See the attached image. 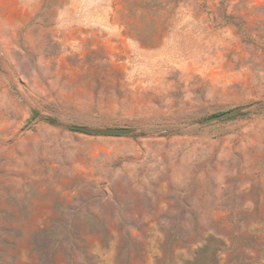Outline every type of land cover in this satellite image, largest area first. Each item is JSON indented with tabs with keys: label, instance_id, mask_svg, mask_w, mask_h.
I'll list each match as a JSON object with an SVG mask.
<instances>
[{
	"label": "rangeland",
	"instance_id": "rangeland-1",
	"mask_svg": "<svg viewBox=\"0 0 264 264\" xmlns=\"http://www.w3.org/2000/svg\"><path fill=\"white\" fill-rule=\"evenodd\" d=\"M62 232L264 264V0H0V264H75Z\"/></svg>",
	"mask_w": 264,
	"mask_h": 264
},
{
	"label": "trees",
	"instance_id": "trees-1",
	"mask_svg": "<svg viewBox=\"0 0 264 264\" xmlns=\"http://www.w3.org/2000/svg\"><path fill=\"white\" fill-rule=\"evenodd\" d=\"M70 232H62L61 234H60V236H59V238L61 239H59V243H60V246H59V249L60 250H63V249H68V250H70V253H69V258L71 259V261H73L75 264H76V252H73L72 250H73V248H76L77 249V247H79L80 248V245L77 243V244H75V243H72V245L70 246V237L71 236H67V234H69ZM192 232H190V234H191ZM65 240H68L67 242L65 241ZM77 246V247H76ZM206 249H205V253L207 254V252H208V250H209V245H207L206 247H205ZM199 255V257L197 258V259H195L194 261H190V262H188V264H213V262H215V260H213L214 259V257H215V255H216V253L215 252H212V255H211V257L209 258V257H206L205 259H201V254H198ZM78 263V262H77Z\"/></svg>",
	"mask_w": 264,
	"mask_h": 264
},
{
	"label": "water",
	"instance_id": "water-1",
	"mask_svg": "<svg viewBox=\"0 0 264 264\" xmlns=\"http://www.w3.org/2000/svg\"><path fill=\"white\" fill-rule=\"evenodd\" d=\"M240 109H232V110H228L225 111L221 114L215 115V116H211L207 119L204 120V122H209V121H214V120H218V119H222V118H226L229 116H232L234 114H236L237 112H239ZM72 128H77V129H81V130H87V131H92V132H100V133H107V134H128L130 133L132 130L129 128H89L86 126H78V125H72Z\"/></svg>",
	"mask_w": 264,
	"mask_h": 264
}]
</instances>
